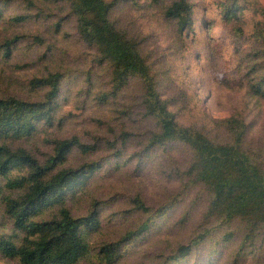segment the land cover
<instances>
[{"label":"rangeland","instance_id":"1","mask_svg":"<svg viewBox=\"0 0 264 264\" xmlns=\"http://www.w3.org/2000/svg\"><path fill=\"white\" fill-rule=\"evenodd\" d=\"M228 1L191 0L196 22L184 36L177 35L175 22L164 16L171 0H118L110 17L137 36L158 74L159 93L179 123H199L214 131L215 122L241 111L251 126L250 144L264 145V100L247 95L249 55L263 49L251 37L254 9L264 7V0L239 1L247 7L238 11L244 35H236V24L224 19ZM30 2L36 7H29ZM0 9V44L20 38L11 44V55L2 59L0 97L43 100L48 90L35 88L33 79L50 72L63 74L57 99L62 125L41 128L33 139L13 143V148L23 147L45 160L53 153L48 139L77 136L94 148L90 153L75 148L65 167L100 164L82 191L68 194L67 206L74 216L87 215L97 204L101 217L100 229L87 239L88 255L77 264H106L99 257L100 247L147 221L151 228L133 238L118 264H264V233L252 248L239 252L242 223L204 217L209 195L186 174L192 158L189 147L176 142L144 152L156 122L144 116L140 80L131 81L109 106L98 104L100 93L109 88L110 69L81 42L68 10L41 0H0ZM14 16L26 20L18 24L12 22ZM123 129L133 135L126 144L110 148L108 142ZM139 199L150 213L137 208ZM4 224L9 226L1 214L0 234L8 235L11 227L5 230ZM201 235L205 239L179 257V248ZM0 264L21 263L0 256Z\"/></svg>","mask_w":264,"mask_h":264},{"label":"trees","instance_id":"2","mask_svg":"<svg viewBox=\"0 0 264 264\" xmlns=\"http://www.w3.org/2000/svg\"><path fill=\"white\" fill-rule=\"evenodd\" d=\"M41 1L68 10L75 19L81 42L94 49L101 65L109 66L110 84L97 98L100 106H109L110 99L116 98L131 81L140 80L144 116L156 122L144 152L176 142L189 147L192 158L186 174L209 195L204 217L224 224L242 223L239 252L252 248L264 233V145L248 141L251 126L243 112L236 111L229 118L215 122L214 131L199 123L192 126L179 123L177 113L159 93L158 74L153 73L137 36L119 27L110 17L118 0ZM171 1L164 7V16L175 22L177 35L184 36L195 27V7L191 0ZM239 1L229 0L224 4V19L236 24V35H244L238 11L247 7ZM29 7L36 6L30 2ZM254 16L251 37L263 49L249 55L247 77L251 79L247 83V95L264 100V7L255 5ZM25 20V16H14L12 22L20 24ZM19 39L15 37L0 44V66L2 59L11 55V44ZM62 77L61 72H50L33 79L35 88L48 90L40 101L15 95L0 97V215L9 223L3 229L11 227L8 235L0 234V256L21 264H77L89 253L88 237L101 226L97 204L87 215L78 217L67 206L68 194L82 191L100 168L96 162L67 168V157L75 148L90 153L94 147L84 144L77 136H54L47 140L53 153L41 160L23 147L12 146L33 139L41 128L62 125V119L57 118ZM129 121L127 117L125 125ZM132 135L125 129L120 135L115 133L109 147L126 144ZM118 151L121 155V150ZM135 204L140 211L151 212L140 199ZM152 225L147 221L120 240L102 245L100 259L106 264H118L133 238L146 233ZM204 239L205 235H201L181 246L179 257H185Z\"/></svg>","mask_w":264,"mask_h":264}]
</instances>
